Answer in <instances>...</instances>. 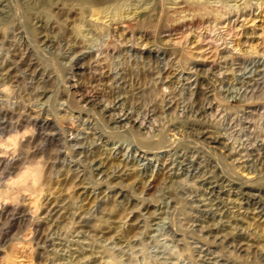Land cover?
Masks as SVG:
<instances>
[{"label":"rangeland","instance_id":"374dc122","mask_svg":"<svg viewBox=\"0 0 264 264\" xmlns=\"http://www.w3.org/2000/svg\"><path fill=\"white\" fill-rule=\"evenodd\" d=\"M0 264H264V0H0Z\"/></svg>","mask_w":264,"mask_h":264}]
</instances>
